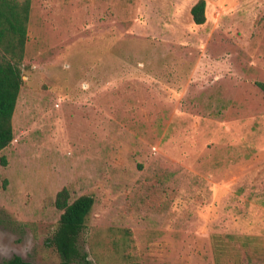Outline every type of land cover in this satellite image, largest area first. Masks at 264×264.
I'll list each match as a JSON object with an SVG mask.
<instances>
[{
  "label": "rangeland",
  "instance_id": "obj_1",
  "mask_svg": "<svg viewBox=\"0 0 264 264\" xmlns=\"http://www.w3.org/2000/svg\"><path fill=\"white\" fill-rule=\"evenodd\" d=\"M198 1L32 0L0 264H60L65 187L95 198L74 264H216L213 236L264 240V0H206L202 26Z\"/></svg>",
  "mask_w": 264,
  "mask_h": 264
},
{
  "label": "trees",
  "instance_id": "obj_2",
  "mask_svg": "<svg viewBox=\"0 0 264 264\" xmlns=\"http://www.w3.org/2000/svg\"><path fill=\"white\" fill-rule=\"evenodd\" d=\"M206 0H199L191 9L197 26L206 23ZM32 0H0V152L9 147L14 138L13 116L24 85L23 62L28 41V25ZM264 91V84H259ZM55 207L61 212L58 226L49 239L60 256V264H74L81 257L79 238L92 212L95 198L83 195L72 200L65 187L58 192ZM216 264H264L263 242L257 237L215 235L212 239ZM2 264H33L14 256ZM122 264H142L127 261Z\"/></svg>",
  "mask_w": 264,
  "mask_h": 264
}]
</instances>
